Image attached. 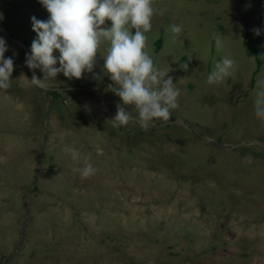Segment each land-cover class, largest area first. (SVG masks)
Masks as SVG:
<instances>
[{
	"label": "rangeland",
	"instance_id": "rangeland-1",
	"mask_svg": "<svg viewBox=\"0 0 264 264\" xmlns=\"http://www.w3.org/2000/svg\"><path fill=\"white\" fill-rule=\"evenodd\" d=\"M153 4L165 11L152 19L148 48L181 95L169 122L145 130L112 126L120 100L108 77L59 74L47 91L17 81L32 77L31 17L49 13L39 0H0L14 60L11 87L0 90V264H264V120L254 113L264 0ZM250 35L263 37L256 56ZM225 56L234 71L208 85ZM102 66L98 54L95 71ZM85 158L95 172L82 179Z\"/></svg>",
	"mask_w": 264,
	"mask_h": 264
},
{
	"label": "clouds",
	"instance_id": "clouds-1",
	"mask_svg": "<svg viewBox=\"0 0 264 264\" xmlns=\"http://www.w3.org/2000/svg\"><path fill=\"white\" fill-rule=\"evenodd\" d=\"M39 2L49 13V18L38 20L31 17L36 38L32 41L30 54H26L25 63L32 70V77L29 80L22 74L17 81L27 79L31 85L47 91L49 82L56 80L59 74L69 80H79L88 73L97 82L108 77L112 83L107 85V91L120 100L116 115L109 120L113 127L133 124L147 130L153 121H170L172 110L179 107L181 91L169 75L170 71L155 64L146 35L154 15H163L165 9L158 10L153 0ZM106 21H111L110 28L105 26ZM169 30L179 35L182 27L173 24ZM253 31L260 35L259 28ZM213 38L219 52L223 47L221 35L215 34ZM7 51L6 40L0 37V90L9 89L12 83L14 60L5 57ZM57 52L58 56L55 55ZM98 54L103 60L99 73L95 71ZM235 65L234 59L223 57L215 63L206 83L219 84L231 75ZM181 67L188 70L187 63ZM37 69L43 73V79L37 76ZM254 113L264 120V78L257 79ZM64 151L74 161L81 159L75 148H65ZM77 171L82 179H86L94 174L95 168L85 158L84 166Z\"/></svg>",
	"mask_w": 264,
	"mask_h": 264
},
{
	"label": "trees",
	"instance_id": "trees-1",
	"mask_svg": "<svg viewBox=\"0 0 264 264\" xmlns=\"http://www.w3.org/2000/svg\"><path fill=\"white\" fill-rule=\"evenodd\" d=\"M263 37L259 36L256 37L255 39H252V36H248L245 40V44L252 49L253 55L256 56L257 54V46H259L260 42L262 41ZM158 48V45H157ZM264 64V59H257V71H259Z\"/></svg>",
	"mask_w": 264,
	"mask_h": 264
},
{
	"label": "water",
	"instance_id": "water-1",
	"mask_svg": "<svg viewBox=\"0 0 264 264\" xmlns=\"http://www.w3.org/2000/svg\"><path fill=\"white\" fill-rule=\"evenodd\" d=\"M105 107V106H104Z\"/></svg>",
	"mask_w": 264,
	"mask_h": 264
}]
</instances>
